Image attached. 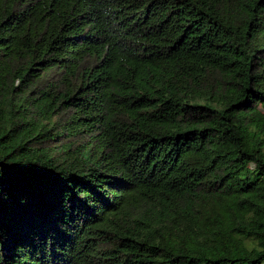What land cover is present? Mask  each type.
Returning a JSON list of instances; mask_svg holds the SVG:
<instances>
[{
  "label": "trees",
  "instance_id": "trees-1",
  "mask_svg": "<svg viewBox=\"0 0 264 264\" xmlns=\"http://www.w3.org/2000/svg\"><path fill=\"white\" fill-rule=\"evenodd\" d=\"M0 264H264V0H0Z\"/></svg>",
  "mask_w": 264,
  "mask_h": 264
},
{
  "label": "rangeland",
  "instance_id": "rangeland-1",
  "mask_svg": "<svg viewBox=\"0 0 264 264\" xmlns=\"http://www.w3.org/2000/svg\"><path fill=\"white\" fill-rule=\"evenodd\" d=\"M94 63V58H88L87 60H84L81 65H80V69H79V73L82 74L84 73V71L89 68L92 64ZM77 82L78 83H81V80H80V77L77 79ZM56 120L55 119H52L51 121H49L47 123V126L48 127H52L54 124H55ZM58 130L61 131L63 130L62 126H59L58 127ZM201 155L199 154H194V153H191V154H188L186 156V160L190 161V162H198V161H201Z\"/></svg>",
  "mask_w": 264,
  "mask_h": 264
}]
</instances>
